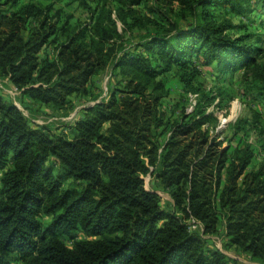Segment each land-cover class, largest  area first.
Returning a JSON list of instances; mask_svg holds the SVG:
<instances>
[{"label":"trees","instance_id":"obj_1","mask_svg":"<svg viewBox=\"0 0 264 264\" xmlns=\"http://www.w3.org/2000/svg\"><path fill=\"white\" fill-rule=\"evenodd\" d=\"M45 1L0 0V75L54 109L107 69L123 85L87 105L72 136L32 127L0 96V264H238L207 249L188 219L203 234L223 219L228 245L264 264V169L247 172L252 150L221 148L199 130L215 120L208 103L172 122L159 110L173 67L187 86L201 72L195 61L221 71L255 63L249 36L227 34L213 8L245 14L264 0H177L179 11L159 18L134 6L161 14L169 0H79L89 18L78 24L60 19L61 0ZM147 173L170 190L171 211L144 187Z\"/></svg>","mask_w":264,"mask_h":264},{"label":"rangeland","instance_id":"obj_2","mask_svg":"<svg viewBox=\"0 0 264 264\" xmlns=\"http://www.w3.org/2000/svg\"><path fill=\"white\" fill-rule=\"evenodd\" d=\"M27 2V0H21ZM46 4L45 0H36ZM91 7L96 6L98 0H85ZM110 6H116V2L108 0ZM9 7V4L2 8ZM55 8H61L60 19L68 18L72 24L83 23L89 18V12L79 3V0H61L55 3ZM140 14H149L154 18L162 17L166 12L168 16L179 11L177 0L161 1L156 8L161 11H147L142 4L134 6ZM250 11L245 14L233 15L227 8H213V15L218 22L228 21L231 27L226 30L227 34L236 37L242 34L249 36L251 42L258 51L253 52L254 64L249 69L235 67L232 70L221 71L214 65H204L202 60L195 61V66L201 72L195 76L191 85L180 82V71L173 67L166 74L167 96L162 98L159 110L163 113L164 121L177 120L181 109L192 113L198 104L208 103L204 108L212 112L215 120L204 124L199 130L205 131L208 139L221 140V148L243 147L248 145L252 150V160L247 167L251 170L264 169V77L256 75V72L264 70V7L261 8L255 1L250 3ZM70 17H69V16ZM51 52L52 47L47 48ZM46 51V50H45ZM43 54L40 53L39 56ZM256 65V66H254ZM119 77L111 74L110 70L93 76L87 85L85 94H72L69 96L70 103L62 109H54L51 106L34 104L22 96L7 77L0 75V96L6 103L14 104L32 127L45 126L52 132H65L72 136V127L83 114L87 105H93L95 101L106 98L111 90L122 86ZM204 96L209 100L205 101ZM203 103V104H204ZM165 133V132H164ZM167 135H161L164 139ZM51 158L48 159L50 163ZM55 170L59 165L55 164ZM1 174V173H0ZM144 187L159 195L160 206L167 210L173 209V200L170 190L162 186L160 181L152 174L142 175ZM69 184V181H66ZM189 229L197 232V235L205 239L207 249L219 250L224 253L228 260L238 264H261L249 253L241 251L234 245H228V237L225 235L224 221L220 220L216 234H203L200 223L192 219L187 220ZM76 239L85 238L82 231L73 234ZM65 243L71 247L72 241L64 238ZM7 264H20L13 258Z\"/></svg>","mask_w":264,"mask_h":264}]
</instances>
